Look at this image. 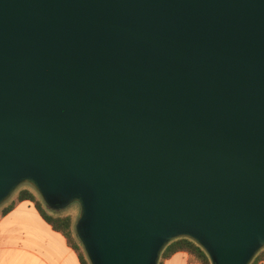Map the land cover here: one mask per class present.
<instances>
[{
  "label": "water",
  "instance_id": "1",
  "mask_svg": "<svg viewBox=\"0 0 264 264\" xmlns=\"http://www.w3.org/2000/svg\"><path fill=\"white\" fill-rule=\"evenodd\" d=\"M80 206L90 264L264 249V0H0V207Z\"/></svg>",
  "mask_w": 264,
  "mask_h": 264
},
{
  "label": "crops",
  "instance_id": "2",
  "mask_svg": "<svg viewBox=\"0 0 264 264\" xmlns=\"http://www.w3.org/2000/svg\"><path fill=\"white\" fill-rule=\"evenodd\" d=\"M20 203L0 216V264H82L81 254L44 221L33 203ZM165 264H189L188 255L175 254Z\"/></svg>",
  "mask_w": 264,
  "mask_h": 264
},
{
  "label": "trees",
  "instance_id": "3",
  "mask_svg": "<svg viewBox=\"0 0 264 264\" xmlns=\"http://www.w3.org/2000/svg\"><path fill=\"white\" fill-rule=\"evenodd\" d=\"M29 201L33 203L38 210L41 217L48 223L54 231L61 233L68 241V244L79 252L80 246L75 243L72 230V222L70 218H55L48 215L42 208V205L36 200L35 195L28 190L21 191L18 197V202ZM15 204L2 210V215L5 216L10 213ZM178 253H185L188 255L189 264H212L206 252L198 246L194 241L186 238H181L171 242L162 252L159 264H165L172 256ZM82 264H90L81 257ZM264 263V249L254 258L251 264Z\"/></svg>",
  "mask_w": 264,
  "mask_h": 264
},
{
  "label": "rangeland",
  "instance_id": "4",
  "mask_svg": "<svg viewBox=\"0 0 264 264\" xmlns=\"http://www.w3.org/2000/svg\"><path fill=\"white\" fill-rule=\"evenodd\" d=\"M24 190L31 191L35 195L36 200L42 205L43 210L48 215H50L52 217H55V218H70L71 219V222H72V230H73V237L75 239V243L80 246L79 253L83 257V259L85 261H87L88 258L86 256V253L84 251V248H83L81 242L79 241L78 237L76 236V225H77L78 219L80 217V206L78 204H73L70 207H68V208H66L64 210H60V211L51 210V209H49L47 207V205L44 203V201L42 200V198L40 197V195L35 191V189L32 186H30L28 184H25V185L21 186L4 205H2L0 207V216H1L2 210L4 208L9 207L11 204H15L16 205L18 203L19 194H20L21 191H24ZM22 205L23 204L20 203L19 207H21Z\"/></svg>",
  "mask_w": 264,
  "mask_h": 264
}]
</instances>
